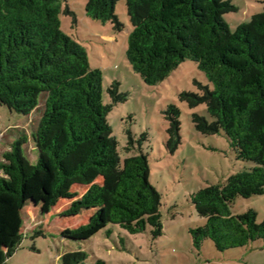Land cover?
<instances>
[{"label": "trees", "instance_id": "16d2710c", "mask_svg": "<svg viewBox=\"0 0 264 264\" xmlns=\"http://www.w3.org/2000/svg\"><path fill=\"white\" fill-rule=\"evenodd\" d=\"M120 0H87L86 14L112 22L122 30L116 7ZM68 0H0V104L25 116L42 110L32 133L37 162L24 152L29 136L15 139L0 161V264L23 238V210L31 202L73 216L92 210L87 222L71 234L86 235L106 223L131 234H163L162 194L152 184L149 158L142 140L131 131L123 147L108 115L126 100L120 83L108 87L104 75L90 64L87 47L62 28L63 14L73 16ZM133 29L127 58L146 83L156 85L185 60L197 63L210 84L196 81L199 92H183L190 106L206 104L213 120L197 115L204 133H225L237 158L255 166L192 193L203 225L190 229L194 246L211 239L224 251L255 240L264 241V220L250 208L233 214L237 197L264 193V10L232 29L225 15L239 6L231 0H126ZM167 149L182 141L179 115L171 105ZM110 233V231H109ZM61 264H89L83 250L68 251ZM93 264H110L96 258Z\"/></svg>", "mask_w": 264, "mask_h": 264}, {"label": "rangeland", "instance_id": "374dc122", "mask_svg": "<svg viewBox=\"0 0 264 264\" xmlns=\"http://www.w3.org/2000/svg\"><path fill=\"white\" fill-rule=\"evenodd\" d=\"M239 6L237 11L225 15L232 29L264 10V0H231ZM73 16L63 14L62 28L87 47L90 64L104 75V100L111 102L108 87L120 83V92L126 100L113 106L109 123L123 147L131 131L136 147L143 134L142 151L148 155L150 180L162 194L163 234L154 238L151 227L131 234L117 224L106 223L86 235L71 234L73 228L87 222L92 210L78 215L60 213L70 200L64 199L52 207L46 202H31L23 210V238L5 264H61V256L68 251L83 250L88 263L96 258L110 264H264V241L255 240L246 246L220 251L211 239L199 249L194 246L192 227L203 225L206 218L199 215L191 201L192 193L210 184H225L229 176L255 166L253 161L237 158L229 139L221 133H204L197 127V115H210L206 104L190 106L181 99L183 92H199L196 81L210 84L206 74L193 60H185L172 74L159 84L145 82L127 58L129 35L133 29L126 0H120L116 13L125 24L117 30L110 21L102 22L86 14L87 0H68ZM212 86V84H210ZM171 105L180 108L181 144L176 152L167 149L171 128ZM41 108L25 116L0 104V161L15 139L29 136L24 152L33 163L38 150L32 137L41 116ZM0 174L2 171L0 170ZM254 208L257 221L264 220V193L251 197H237L231 206L233 214ZM110 231V233H109Z\"/></svg>", "mask_w": 264, "mask_h": 264}]
</instances>
